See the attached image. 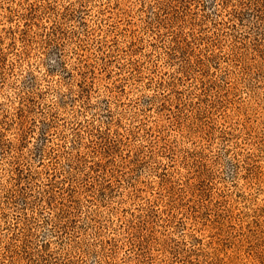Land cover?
<instances>
[{
	"label": "rangeland",
	"instance_id": "1",
	"mask_svg": "<svg viewBox=\"0 0 264 264\" xmlns=\"http://www.w3.org/2000/svg\"><path fill=\"white\" fill-rule=\"evenodd\" d=\"M0 264H264V0H0Z\"/></svg>",
	"mask_w": 264,
	"mask_h": 264
}]
</instances>
